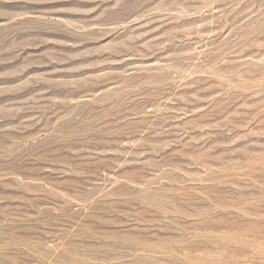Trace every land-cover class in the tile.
<instances>
[{
	"label": "rangeland",
	"instance_id": "rangeland-1",
	"mask_svg": "<svg viewBox=\"0 0 264 264\" xmlns=\"http://www.w3.org/2000/svg\"><path fill=\"white\" fill-rule=\"evenodd\" d=\"M0 264H264V0H0Z\"/></svg>",
	"mask_w": 264,
	"mask_h": 264
}]
</instances>
